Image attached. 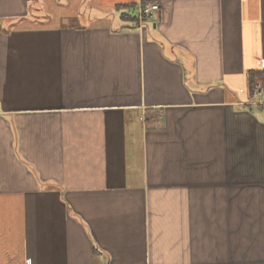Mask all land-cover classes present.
Segmentation results:
<instances>
[{
    "label": "crops",
    "instance_id": "obj_1",
    "mask_svg": "<svg viewBox=\"0 0 264 264\" xmlns=\"http://www.w3.org/2000/svg\"><path fill=\"white\" fill-rule=\"evenodd\" d=\"M0 264H264V0H0Z\"/></svg>",
    "mask_w": 264,
    "mask_h": 264
},
{
    "label": "rangeland",
    "instance_id": "obj_2",
    "mask_svg": "<svg viewBox=\"0 0 264 264\" xmlns=\"http://www.w3.org/2000/svg\"><path fill=\"white\" fill-rule=\"evenodd\" d=\"M78 8L81 9V11H83L88 7L86 5L80 6V4L76 2H72L71 5L68 6L66 9H59L57 12H54V17H52L53 22L56 24H64L67 22H77V23L86 22L87 19L86 17L83 16L84 14L82 12H81V16L77 18L68 17ZM63 17H65V20H63Z\"/></svg>",
    "mask_w": 264,
    "mask_h": 264
},
{
    "label": "built area",
    "instance_id": "obj_3",
    "mask_svg": "<svg viewBox=\"0 0 264 264\" xmlns=\"http://www.w3.org/2000/svg\"><path fill=\"white\" fill-rule=\"evenodd\" d=\"M158 9V5L155 3L147 4L144 7H139L136 12V17L138 20V27L143 26L145 22L152 19L153 13ZM255 90L262 91L263 88L260 84L255 85Z\"/></svg>",
    "mask_w": 264,
    "mask_h": 264
},
{
    "label": "trees",
    "instance_id": "obj_4",
    "mask_svg": "<svg viewBox=\"0 0 264 264\" xmlns=\"http://www.w3.org/2000/svg\"><path fill=\"white\" fill-rule=\"evenodd\" d=\"M147 5V3L146 2H144V3H142V7H144V6H146ZM130 8V7H129ZM120 16H121V18L123 19V20H127V21H129L132 25H134L135 27H138V20H137V17H136V15H132V14H130V13H128V12H121V14H120Z\"/></svg>",
    "mask_w": 264,
    "mask_h": 264
}]
</instances>
